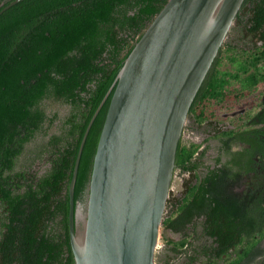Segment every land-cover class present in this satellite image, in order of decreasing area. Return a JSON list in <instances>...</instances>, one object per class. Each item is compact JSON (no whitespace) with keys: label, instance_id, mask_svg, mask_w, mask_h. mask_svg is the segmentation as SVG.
Wrapping results in <instances>:
<instances>
[{"label":"trees","instance_id":"1","mask_svg":"<svg viewBox=\"0 0 264 264\" xmlns=\"http://www.w3.org/2000/svg\"><path fill=\"white\" fill-rule=\"evenodd\" d=\"M13 1L0 0V12ZM168 2L23 0L0 15V264H76L70 186L81 145L88 133L76 207L88 201L118 76ZM235 22L252 45L224 43L188 115L198 126L264 84V0H245ZM226 60L232 70H222ZM213 130L230 149L233 133ZM203 146L180 141L176 169L189 178L182 197L170 195L163 226L183 237L165 242L185 264H264V206L234 190L229 165L210 169ZM204 237L210 244L197 246Z\"/></svg>","mask_w":264,"mask_h":264},{"label":"water","instance_id":"2","mask_svg":"<svg viewBox=\"0 0 264 264\" xmlns=\"http://www.w3.org/2000/svg\"><path fill=\"white\" fill-rule=\"evenodd\" d=\"M244 2L169 0L129 54L98 142L86 206L76 207L74 192L88 133L71 182L76 264H155L188 115Z\"/></svg>","mask_w":264,"mask_h":264},{"label":"flooded vegetation","instance_id":"3","mask_svg":"<svg viewBox=\"0 0 264 264\" xmlns=\"http://www.w3.org/2000/svg\"><path fill=\"white\" fill-rule=\"evenodd\" d=\"M260 86L246 96L243 91H240L238 95L229 97L230 101L226 103L225 110L223 108L222 117L217 120L214 119V121L211 118L209 123H206L212 133L204 140V146L208 140L207 143L209 142L212 147L210 142L215 140L217 142L215 151L212 152V159L206 164L210 165V169L215 170L217 167L223 168L225 165H229L233 177H237L231 182L234 190L242 196L251 195L252 205L260 203L264 206V90L260 91ZM223 101L226 102V100ZM189 119H191L190 116ZM191 121L195 120L192 119ZM193 123L197 125L196 122ZM215 127H222V132L233 133V136L229 135L225 138L230 142V149L223 148V141L212 138L216 134V131L213 130ZM204 146L203 148H205ZM219 159L220 163L217 164ZM176 173L184 174L180 169H175V176ZM184 183L185 180H183L182 186ZM171 215L172 211L167 210V217ZM203 221V218L198 220L197 232H202ZM164 229L166 228L164 227ZM168 230L177 235L172 240L179 241L182 239L183 234ZM198 234L201 235V233ZM164 247L170 248L171 246L165 242Z\"/></svg>","mask_w":264,"mask_h":264},{"label":"rangeland","instance_id":"4","mask_svg":"<svg viewBox=\"0 0 264 264\" xmlns=\"http://www.w3.org/2000/svg\"><path fill=\"white\" fill-rule=\"evenodd\" d=\"M236 44L237 46H244L247 47L246 43H248L249 46L252 45V43L247 42L244 38H242V30H240V28H238L237 23L235 22V24L233 25L226 41L225 44ZM224 44V45H225ZM262 43L259 42V45H261ZM234 68V65H232L230 62H228L227 60L225 61V63L222 66V70L224 71H228V70H232ZM264 90V84H262L260 86V91ZM67 112L66 108H61V114L64 115ZM192 119H189L187 122V125L185 126V136H184V140H188V141H193L196 143H205L204 140H206V138L209 136V134H211L212 132L209 131V128L207 127V125H203V126H198L196 124H194V121H191ZM55 131V130H54ZM204 141V142H203ZM212 144L211 145L208 143L205 144L204 147L209 146L208 149V154H206V157L204 159L205 163H208L210 161L211 156H212V152L215 151L216 148V144L217 142L215 140H212L210 142ZM47 167V165H37L36 169L40 170L41 172L45 170V168ZM177 175L174 177L173 183H172V189H171V195H173L174 197H182L183 195V191H184V186L183 185V180L187 179L189 177V175L186 174H180V173H176ZM166 217H167V212H166ZM164 226H162L161 228V237L158 243V247L156 249V254H155V264H185V262H187L186 257L185 256H175L171 251L169 247H164L165 246V240L163 238V235H165L164 233ZM199 231V230H198ZM201 233V232H198ZM177 235L175 234H170V236L168 238L173 239L176 238ZM197 246H202L204 244H207V240L205 238L200 239L199 241H197L195 243Z\"/></svg>","mask_w":264,"mask_h":264},{"label":"built area","instance_id":"5","mask_svg":"<svg viewBox=\"0 0 264 264\" xmlns=\"http://www.w3.org/2000/svg\"><path fill=\"white\" fill-rule=\"evenodd\" d=\"M183 136H185V130H184V134H183ZM187 175V174H186Z\"/></svg>","mask_w":264,"mask_h":264}]
</instances>
